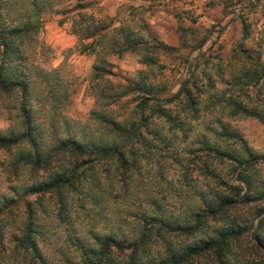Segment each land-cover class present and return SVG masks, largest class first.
Returning a JSON list of instances; mask_svg holds the SVG:
<instances>
[{
    "label": "clouds",
    "instance_id": "1",
    "mask_svg": "<svg viewBox=\"0 0 264 264\" xmlns=\"http://www.w3.org/2000/svg\"><path fill=\"white\" fill-rule=\"evenodd\" d=\"M0 264H264V0H0Z\"/></svg>",
    "mask_w": 264,
    "mask_h": 264
}]
</instances>
